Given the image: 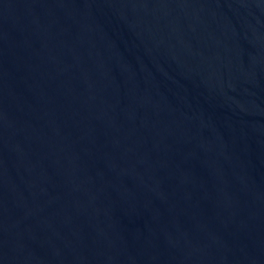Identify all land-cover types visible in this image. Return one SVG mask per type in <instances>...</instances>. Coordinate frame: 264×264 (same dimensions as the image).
I'll return each mask as SVG.
<instances>
[{
	"label": "water",
	"instance_id": "obj_1",
	"mask_svg": "<svg viewBox=\"0 0 264 264\" xmlns=\"http://www.w3.org/2000/svg\"><path fill=\"white\" fill-rule=\"evenodd\" d=\"M0 264H264V0H0Z\"/></svg>",
	"mask_w": 264,
	"mask_h": 264
}]
</instances>
